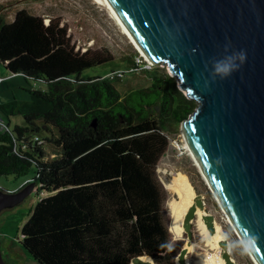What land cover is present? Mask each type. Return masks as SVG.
Instances as JSON below:
<instances>
[{
    "label": "trees",
    "instance_id": "trees-1",
    "mask_svg": "<svg viewBox=\"0 0 264 264\" xmlns=\"http://www.w3.org/2000/svg\"><path fill=\"white\" fill-rule=\"evenodd\" d=\"M108 61L74 50L57 21L45 24L23 9L10 22L0 16V63L47 86L27 89L30 101L16 107L23 124L0 123V179L26 178L35 166L30 180L47 193L21 226L20 244L39 264H180L163 224L154 169L168 145L165 132L196 102L173 76L134 60L128 69L146 74L150 84L123 95L105 75H81ZM14 104L0 109L12 114ZM44 130L46 143L59 149L50 160H43Z\"/></svg>",
    "mask_w": 264,
    "mask_h": 264
},
{
    "label": "water",
    "instance_id": "water-1",
    "mask_svg": "<svg viewBox=\"0 0 264 264\" xmlns=\"http://www.w3.org/2000/svg\"><path fill=\"white\" fill-rule=\"evenodd\" d=\"M102 1L143 55L167 65L196 102L180 123L182 135L234 228L254 240L251 253L264 264V0ZM241 51L245 58L229 75L214 73L215 62ZM34 185L0 190V212Z\"/></svg>",
    "mask_w": 264,
    "mask_h": 264
},
{
    "label": "rangeland",
    "instance_id": "rangeland-1",
    "mask_svg": "<svg viewBox=\"0 0 264 264\" xmlns=\"http://www.w3.org/2000/svg\"><path fill=\"white\" fill-rule=\"evenodd\" d=\"M21 9L42 17L43 22L54 20L59 26H64L74 50L86 49L112 58V61L84 69L82 76H104L111 70L122 69L125 75L114 82L122 95L130 89L150 84L146 74L134 75L126 70L133 60L144 62L140 63L141 66L147 61L140 56L139 50L123 33L106 6L95 0H0V16L6 22L12 21L14 13ZM148 68L170 75L167 65L160 62ZM27 89L44 91L47 86L41 79L26 81L20 74H10L0 63V104L15 103L12 114L0 109V119L10 129L16 124H23L16 107L30 101ZM50 130L52 134H58L57 129L52 127ZM165 133L168 145L157 161L154 178L163 197V224L176 256L179 255L180 264H254L248 254H242L234 247L237 234L227 222L190 155L181 148L184 144L180 125ZM40 135L43 160L59 156V149L44 139L50 136V132L44 130ZM34 173L35 166H32L26 178L2 177L0 188L13 191L30 180ZM45 195L46 192L37 191L35 184L19 204L0 212V254L5 264H39L20 244V228L36 201Z\"/></svg>",
    "mask_w": 264,
    "mask_h": 264
},
{
    "label": "clouds",
    "instance_id": "clouds-1",
    "mask_svg": "<svg viewBox=\"0 0 264 264\" xmlns=\"http://www.w3.org/2000/svg\"><path fill=\"white\" fill-rule=\"evenodd\" d=\"M233 57L235 58L234 60L232 59ZM244 58H245V54L242 51L233 53L231 56H227L223 60L214 63L213 65L214 73L216 75H219L221 78H224L227 75H229L231 71L235 70L236 61L237 60L243 61ZM0 190H2V188H0ZM254 243H255L254 240L251 238H249L248 240H244L243 238H238L235 241L234 247L238 248L242 254H250L251 249L254 246Z\"/></svg>",
    "mask_w": 264,
    "mask_h": 264
},
{
    "label": "bare ground",
    "instance_id": "bare-ground-1",
    "mask_svg": "<svg viewBox=\"0 0 264 264\" xmlns=\"http://www.w3.org/2000/svg\"><path fill=\"white\" fill-rule=\"evenodd\" d=\"M95 2L98 3V4H100V5H104V7L106 6L102 0H95ZM109 11H110V10H109ZM110 12H111V11H110ZM112 16H113V14H112ZM113 17H114V16H113ZM114 18H115V17H114ZM115 20H116V19H115ZM116 21H117V20H116ZM118 24H119V23H118ZM119 25H120V24H119ZM120 27H121V26H120ZM121 28H122V27H121ZM122 31H123V33L127 36V38L130 40V42L136 47V45L133 43V41L130 39V37L127 35V33L123 30V28H122ZM136 48H137V47H136ZM137 49H138V48H137ZM138 50H139V49H138ZM139 52H140L141 56L144 57V59H145L147 62L151 63V61H150L148 58H146L140 50H139ZM182 136H183V144H184L183 146H184V149H185L186 152L190 155V157H191V159H192V161H193L194 166L197 168V170H198V172L200 173L202 179L204 180V182H205L206 185L208 186L209 190L211 191L214 200H215L216 203L218 204L219 208L222 210L224 216H225L226 219H227V222L231 225V227L233 228L235 234H237L238 238H241L240 235L238 234L237 230L234 228L232 222L230 221V218H229V216L227 215V212H226V210H225V208H224V206H223V203H222L221 199H220L219 196L217 195V193H216V191L214 190V188L211 186V184H210L208 178L206 177V175L204 174V172H203V170H202V168H201V166H200V164H199V162H198V160H197V158H196V156H195L193 150L191 149L190 144L188 143L186 137L184 136V134H183ZM248 255H249V257L252 259V261L254 262V264H258L257 261L255 260V258L253 257L252 253H250V254H248Z\"/></svg>",
    "mask_w": 264,
    "mask_h": 264
},
{
    "label": "built area",
    "instance_id": "built-area-1",
    "mask_svg": "<svg viewBox=\"0 0 264 264\" xmlns=\"http://www.w3.org/2000/svg\"><path fill=\"white\" fill-rule=\"evenodd\" d=\"M44 23L47 24L48 22H44ZM81 52H83V51H81ZM140 56H141V54H140ZM138 61H141V60L138 59ZM138 61H137L138 64L144 63L142 61L141 62H138ZM144 65H145V67H150V66H152V63L147 62ZM126 70L130 71L131 73L135 72V69H132V68L126 69ZM124 75H125V71L124 70H122V69H114V70L109 71L107 74H105V78H107L108 80H111V81H114V80L116 81L117 79L122 78ZM0 123H1L2 126H4V124H3V122L1 120H0ZM33 140L36 141L38 144L42 142V140L40 138H38L37 136H35L33 138ZM21 148L22 149L26 148V142H23L21 144ZM28 181H30V180H26L18 188H21V187L25 186Z\"/></svg>",
    "mask_w": 264,
    "mask_h": 264
},
{
    "label": "crops",
    "instance_id": "crops-1",
    "mask_svg": "<svg viewBox=\"0 0 264 264\" xmlns=\"http://www.w3.org/2000/svg\"><path fill=\"white\" fill-rule=\"evenodd\" d=\"M22 184V183H21ZM38 187V186H37ZM18 189V187L16 188V189H14L13 191H15V190H17ZM7 191V190H6ZM13 191H7V192H13Z\"/></svg>",
    "mask_w": 264,
    "mask_h": 264
}]
</instances>
